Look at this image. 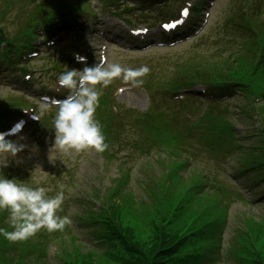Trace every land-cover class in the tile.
Returning a JSON list of instances; mask_svg holds the SVG:
<instances>
[{"label":"rangeland","instance_id":"374dc122","mask_svg":"<svg viewBox=\"0 0 264 264\" xmlns=\"http://www.w3.org/2000/svg\"><path fill=\"white\" fill-rule=\"evenodd\" d=\"M224 4L229 0H223ZM12 32L7 30V33ZM209 49V46H204L199 49V52L205 53ZM168 55V54H166ZM44 81V78H41ZM117 84H127L133 87L131 93L126 94L120 100L126 107L144 111L146 108L145 95L140 91H137L131 82H127L121 78L116 81ZM16 89H11L15 91ZM25 92V91H24ZM31 102L34 101L31 92L27 93ZM236 104H240V99H235ZM245 127H242L239 131L243 134ZM35 135L26 136L24 143L25 148L20 152V155L13 158H9V164H14L13 173L10 177H15L19 180L26 181L32 186L45 184L47 189L52 190L54 184H59L60 181L70 179L72 182L70 187L67 188V192L70 198L83 199L85 195L93 196L94 190H104L109 188L111 180L118 175L116 165H122L125 169L130 170V182L125 193L116 198L112 205L116 208V217L120 223L122 229L127 232H132L134 238L142 248L148 241H152V232L150 230L151 222L154 220V216L157 212L156 194L152 191H148V185L155 181H161V176L165 171L164 164L168 162L157 163L156 157H145L138 151H132L133 148L123 146L119 153H116V144L111 148V152L114 155L106 159L102 154H98L95 150H89L81 153H72L70 156L65 155L62 152L51 151L49 142L47 140L38 141ZM52 159V160H50ZM19 161V163H17ZM106 161L110 163L105 165ZM66 182L65 184H67ZM42 186V185H41ZM107 191V190H106ZM101 195V194H100ZM99 196V195H98ZM102 196V195H101ZM100 196V197H101ZM99 197V198H100ZM151 197V199H150ZM168 197L174 200L178 197L175 194H169ZM207 202V200L201 198L199 202ZM190 210V209H186ZM80 212L76 203L70 204L68 216L70 223V234L76 235L79 238V247H74L72 242H68V237L62 239L63 242L57 237H51L47 242L50 247L51 258H54L58 253L59 256H69L72 260L73 250L80 251V259L82 262L88 260V251L86 249H95L100 251L99 248L94 247L87 241V231L81 230L76 225L75 218H78ZM264 207H250L240 203L233 204L229 224L225 234L224 247L227 248V263L231 264L232 254L231 247L236 245L235 234L237 237V248L239 255L248 260L253 261L254 257H259L264 260V226L255 225L249 226L246 223V216L260 218L263 216ZM180 215L177 214L176 217ZM181 219L172 221V226L169 228L171 234L179 233L182 230ZM242 224L246 225L247 230L241 229ZM78 228L79 231H74ZM241 231H240V229ZM76 245V244H74ZM56 253V254H55ZM63 254V255H62ZM93 264H111L108 260L96 256L93 258ZM46 264H57L54 259H50Z\"/></svg>","mask_w":264,"mask_h":264},{"label":"clouds","instance_id":"9594fccd","mask_svg":"<svg viewBox=\"0 0 264 264\" xmlns=\"http://www.w3.org/2000/svg\"><path fill=\"white\" fill-rule=\"evenodd\" d=\"M79 59L84 60L83 57ZM149 72L146 65L126 68L118 63L106 65L98 62L92 66L86 65L82 70L71 69L61 73L58 81L68 90V95L52 102L56 112L53 118L54 142L50 152L58 151L69 156L89 150L103 153L108 144L103 126L96 118L101 89L119 77L139 87L143 84L142 77ZM97 85L100 87L97 88ZM47 106L48 98L45 97L41 113L48 110ZM24 148L25 145L0 135V212H7L11 228L9 231L0 227V236L12 242L27 240L41 229L49 233L63 231L71 223L67 216L58 215L65 200L63 184L58 185L54 196H49V189L44 186H32L4 174L2 169L8 167L9 158L14 159Z\"/></svg>","mask_w":264,"mask_h":264},{"label":"trees","instance_id":"16d2710c","mask_svg":"<svg viewBox=\"0 0 264 264\" xmlns=\"http://www.w3.org/2000/svg\"><path fill=\"white\" fill-rule=\"evenodd\" d=\"M155 220H158V217H155ZM171 221H166V218H164L160 226H156L152 222L150 230L153 233V238L145 245L147 251H140L135 244L131 245L130 237H127V243L132 247L126 248L121 241L123 234L120 230H116L118 241L121 243L119 245L123 248L119 250V254H109L107 259L115 264H184L176 256L184 247L194 245L187 241L186 236L178 239V237L171 238L169 234L165 233L168 230L165 225L170 224ZM110 233L111 230L108 234ZM252 264H264V260L254 257Z\"/></svg>","mask_w":264,"mask_h":264},{"label":"snow or ice","instance_id":"6c2138e0","mask_svg":"<svg viewBox=\"0 0 264 264\" xmlns=\"http://www.w3.org/2000/svg\"><path fill=\"white\" fill-rule=\"evenodd\" d=\"M182 15L185 16V17H187V15H188V10H187V9H184V11L182 12ZM182 22H183V21L177 20L176 22H174V23H172V24H165V25H163V27H164L165 29H171V28L176 27L177 24L182 23Z\"/></svg>","mask_w":264,"mask_h":264}]
</instances>
